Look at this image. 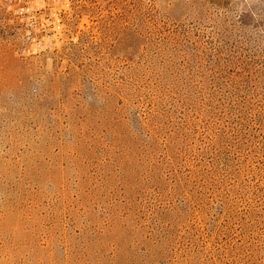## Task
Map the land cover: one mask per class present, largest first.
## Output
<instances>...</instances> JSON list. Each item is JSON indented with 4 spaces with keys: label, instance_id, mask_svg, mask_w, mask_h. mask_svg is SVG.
<instances>
[{
    "label": "rangeland",
    "instance_id": "374dc122",
    "mask_svg": "<svg viewBox=\"0 0 264 264\" xmlns=\"http://www.w3.org/2000/svg\"><path fill=\"white\" fill-rule=\"evenodd\" d=\"M0 264H264V0H0Z\"/></svg>",
    "mask_w": 264,
    "mask_h": 264
}]
</instances>
